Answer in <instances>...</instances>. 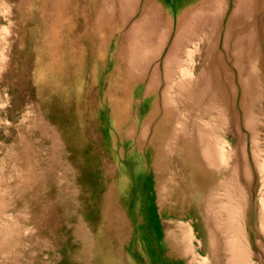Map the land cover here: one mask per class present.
I'll use <instances>...</instances> for the list:
<instances>
[{"label":"rangeland","instance_id":"obj_1","mask_svg":"<svg viewBox=\"0 0 264 264\" xmlns=\"http://www.w3.org/2000/svg\"><path fill=\"white\" fill-rule=\"evenodd\" d=\"M44 1L0 0V264H67L70 249L84 251L77 213L74 229L68 231L64 224L48 225L40 213L49 199L44 183L51 179L53 157L64 159L70 173L64 169L57 176L66 175L69 190L77 185L90 189L92 183L97 187V176L89 173L98 169L103 171V192L108 172L118 167L124 150L132 166L125 165L113 183L120 214L114 216L111 206L110 218L109 208L104 218L124 264H159L152 257L153 221L164 228L157 234L171 252L165 264H264V0H250L249 6L244 3L249 0H106L105 14L113 18L100 35L101 40L106 33L97 74L102 79L94 89L101 94L89 121L103 130L102 142L108 125L104 96H120L106 81L110 71L115 68L120 87L126 82L137 93L129 113L131 132L123 131L113 152L101 155L85 143L79 150L51 102L46 107L39 102L52 80L43 82L40 61L49 24L44 12L50 3ZM239 3L248 14L255 10L256 37H237L242 27L232 16ZM85 23L74 18L72 40L86 31ZM92 27L91 18L88 35ZM81 46V40L71 44ZM79 53L92 54V48L87 45ZM75 58L66 71L55 70L65 74L62 100L73 126H80L74 132L80 137L85 120L74 118V112L86 103L80 95L89 86L82 80L89 63L84 59L75 65ZM140 103L145 117L156 108L157 116L171 117L173 128L175 124L173 138L160 133L151 152L152 129L145 131L135 121ZM86 156H95V162L88 165ZM100 159L111 168L102 169ZM84 194L78 197L85 211ZM52 248L61 254L48 260Z\"/></svg>","mask_w":264,"mask_h":264},{"label":"bare ground","instance_id":"obj_2","mask_svg":"<svg viewBox=\"0 0 264 264\" xmlns=\"http://www.w3.org/2000/svg\"><path fill=\"white\" fill-rule=\"evenodd\" d=\"M48 1L50 3V7L49 10L45 9L46 12H44V16L47 15L49 17V24L46 23L44 29L45 40H44L43 49L41 50L40 61L44 68L43 78H42L43 82L49 81L51 79L53 80V78L55 77L54 78L55 86L53 88L51 87V83H52L51 80L50 85L48 84L50 88L46 89L42 93V97L39 99V102L43 107L44 106L46 107L45 102L47 100L48 102L49 101L51 102L53 110H56L60 114V116L64 119V123H66L65 127H68L67 131H70L69 140L71 141L72 144L74 143V145L79 147V150L82 148L83 145L85 146L86 144L87 146L92 147L94 149L98 148L99 149L98 155H101V153L105 154L107 151L113 152L117 138L122 137L121 136L122 132L123 131H125L126 133L131 132L134 122L130 120L131 117L129 116V113L133 104L134 95L135 93H137L136 92L137 87L135 86L133 88H129V84L126 82L123 83L124 87H120V83L117 82L116 80L115 68L113 69V71L112 70L110 71L109 76L106 78V81L109 82L110 89L113 90L118 89L120 91V96L116 98L114 95H110V96L107 95L104 96V99L102 95L100 96L105 101V103L103 102L102 104L103 105L102 108L103 109L107 108V112H106L107 116L106 115L105 116L108 118V125L106 130L107 132H104L105 136L107 137L108 144L107 141L106 143L102 142V137L104 136L99 132H102L103 130L102 131L99 130L95 125L93 127V125L89 121H93V119L91 118V107L96 106V104L98 103L97 97L98 95L101 94V92L98 93L97 88L94 89L95 84L100 86L101 84L100 82L102 79V77L100 78V80L98 78L99 75L98 71L99 69H101L103 63L102 57L100 56L101 50L103 52L102 49L103 46L100 47L101 46L100 44L102 45L105 44L106 33L103 34V38L101 40H100V35L102 28L103 27L106 28L109 22L112 20L113 14L110 13L108 15L105 14L104 5L106 3V0H45L44 3L48 4ZM187 1H189V3L191 2V0H187ZM206 1H208L207 3L211 2V0H197V3H202ZM244 3L247 4V6H249V4H253L252 1L250 0ZM242 6H243L242 3H239L237 9L235 10L236 12L233 13L232 16L233 22L236 23V26L242 27V32L237 37L239 38L246 36L256 37L255 30L257 29V26L254 22L255 20L252 22V17L254 16L255 10L252 11V14H248L245 11V8H243ZM44 7L45 6H43V8ZM76 17L86 22L85 23L86 31L85 29L83 31L81 30V33L78 34V38L74 36L75 40L82 41L83 46L71 48V44L73 43V41H75L72 40L71 38V34H72L71 30L74 27L73 20ZM91 18L93 19V27L91 28L88 35L87 26L90 24ZM247 31H249L250 33H247ZM261 38H264V34L262 35ZM262 41H264V39ZM97 43H99V45ZM262 43L264 44V42ZM87 45H89V48L90 47L92 48V54L89 53L91 55L85 54L81 56L79 51L82 52V50L85 49ZM71 56L72 58L76 57L72 61V63L74 62L75 65L78 63L79 65H83L84 59H85V65L89 63V72L86 73L87 78H85V74H83V78H82L83 82L85 84H88L89 86L80 95V100L82 101V103L83 102L86 103H83L82 106H80L81 110L74 112V118L77 119V117L79 116L80 118L84 116V120H85L84 121L85 129L83 130V132H81L82 136L80 137L77 136L78 133L74 134L75 129L78 130L80 126L79 127H77L76 125L73 126V121H74L73 115L71 114L70 117L68 113H66L67 105L63 102L64 100H62L66 92L65 88L62 86L66 81L64 77L65 74L62 70H55V68L57 69L65 68L66 71L67 63L70 60H72ZM85 57H87V59ZM58 60H61V63H57ZM87 70H84V73L85 71L87 72ZM111 78L112 79L115 78L116 82L112 83ZM104 85H106V82H104ZM88 99H90L89 102ZM150 99L151 97L148 96L147 101ZM151 101L153 102V99H151ZM144 107L145 105L141 103L139 104V106H137V114H136L137 116L135 121L139 122L143 126V129L145 131H149L150 129H152L151 140L149 143L150 144L149 150L151 152L152 146H154L155 142H157L159 138H161L160 133H162V137L165 136L163 133H167L168 139L173 138L172 131L175 128V124L173 128L171 117L157 116L159 110H157L156 108H154V113L152 115L145 117L144 114H146V112ZM48 113L54 116H59V114L55 115L50 110ZM93 117H94V113H93ZM70 119L71 121L69 122ZM168 121H170L169 125H168ZM161 127H163L164 129H161ZM121 153L123 156H120L119 160L116 161L118 167H113L111 171L108 172L109 174L108 177L111 178L110 181L106 180V183L108 185L107 193H106L107 188H104L102 192L101 175L103 171H99L98 169H96V171L93 170V172L90 171L89 173V176L91 177H94V175L97 176L96 181L99 183L97 187H95V183H92L90 189H84L83 185L82 188L80 185H77L75 187V190L73 189L69 190L68 186L64 184L67 181L66 175L60 176V174H58L57 176V172H62V170L64 169H66L65 173H70L69 170H67V168L65 167L64 159L63 158L57 159L56 156L53 157V162L51 165L52 173L49 176V178L51 179H49L46 182V184L44 183V188L47 190L45 192L46 194L49 195L47 196L49 199H47V201L44 202V204L40 205V213H42L46 218H48V225L50 224L53 228H57L61 224H64L63 227L65 231L71 230L74 226V223L77 222L74 219L76 218V216H74L76 213L78 214L77 218H79V220L83 223L81 231L79 230L80 231L79 234L77 233L79 237L77 238L80 239L82 243L85 242L84 245L85 248H83L84 251L70 249L69 256L66 259L67 264H124V262L120 260V258L118 257L119 251L117 250L116 247L117 246L115 243L116 240H114L115 235L114 238L109 239L110 233L105 230L106 227L104 223V218H106V211H108V208L110 209V213H109V218H110L111 206H112V214H114V216H116L118 213L120 214V211L118 210V206L115 204L116 190H114L115 184H113L115 182V176L119 171L124 170L125 165L132 166V161L130 159L129 152L124 150ZM86 158L88 165L93 164L96 160L95 156H92L91 158L86 156ZM100 162L102 163L101 164L102 169L104 167L105 168L108 167V164H105L102 161V159H100ZM110 168L111 166L108 167V169ZM87 176L88 175L85 174L84 177ZM58 178L59 179L63 178L64 182L61 181L57 182ZM52 185L55 187V190H52L50 188V186ZM38 190L41 193L44 191L43 184L41 185V187L40 186L38 187ZM80 192H82V194L85 193L84 202L86 204L85 206L87 207V210L85 211L83 209L84 207L82 208L81 206L82 203V202L80 203L81 199L79 200L78 197V194ZM67 199L72 200L71 203ZM73 199L74 200L77 199V202L73 201ZM96 204L97 207H94V205ZM89 205L90 206L92 205L94 209L91 210V208H89ZM159 229L164 231V228L159 225V222L156 223L153 221L151 223V227L149 230L151 233V239L153 238V235L155 237L154 240L152 239L153 244H151V246L155 247L154 250L152 251V257L153 259L158 260L159 264H165L166 263L165 261L170 256L171 252L169 250V246L167 242L164 240V237L160 238L158 236L157 233ZM113 234L114 232L112 233V235ZM151 239H149V241ZM75 248L78 249V247ZM51 250L52 251H49L47 253L48 260H50L49 258L52 259L54 254L55 256L53 258H56L59 256V254H61L60 252H58V255H56L57 249L52 248ZM84 252L85 254H83ZM148 258L152 259L150 256Z\"/></svg>","mask_w":264,"mask_h":264}]
</instances>
